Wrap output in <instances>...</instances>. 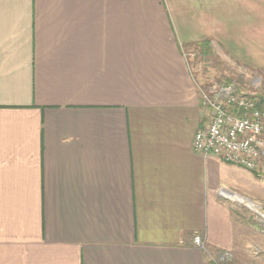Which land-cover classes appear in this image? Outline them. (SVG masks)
<instances>
[{"label":"crops","instance_id":"crops-1","mask_svg":"<svg viewBox=\"0 0 264 264\" xmlns=\"http://www.w3.org/2000/svg\"><path fill=\"white\" fill-rule=\"evenodd\" d=\"M192 44L264 63V0H0V264L242 248L246 174L194 150L212 111Z\"/></svg>","mask_w":264,"mask_h":264},{"label":"rangeland","instance_id":"rangeland-1","mask_svg":"<svg viewBox=\"0 0 264 264\" xmlns=\"http://www.w3.org/2000/svg\"><path fill=\"white\" fill-rule=\"evenodd\" d=\"M200 49L197 44L185 48L188 54H196L189 58L190 64L205 90L209 91L214 87L218 88L235 82L239 93L254 95L261 101L264 100V63L251 64L249 59L245 58L240 60L222 58L215 50L212 51L211 46L202 54ZM239 168L246 174V182L242 183L241 187L246 197L237 193L228 199L227 203L236 211L235 224L240 223L243 226L241 227L244 229L243 235L236 234V237L242 241L240 242L242 248L231 252V258L228 253L223 255L225 259L223 263L264 264V161L255 170H248L241 166ZM240 198L244 201H238ZM248 201L256 204L257 207L254 209L249 207ZM239 229L237 226L238 234ZM244 246H246L245 249H243Z\"/></svg>","mask_w":264,"mask_h":264},{"label":"built area","instance_id":"built-area-1","mask_svg":"<svg viewBox=\"0 0 264 264\" xmlns=\"http://www.w3.org/2000/svg\"><path fill=\"white\" fill-rule=\"evenodd\" d=\"M202 104L212 111L206 128L195 134L194 150L204 157L257 169L264 161V105L261 99L239 93L235 82L202 91ZM204 247L201 236L194 238ZM218 262H214L217 264Z\"/></svg>","mask_w":264,"mask_h":264},{"label":"bare ground","instance_id":"bare-ground-1","mask_svg":"<svg viewBox=\"0 0 264 264\" xmlns=\"http://www.w3.org/2000/svg\"><path fill=\"white\" fill-rule=\"evenodd\" d=\"M238 201L241 202V201H244V199L243 198H240V199H238ZM248 206L251 207V208H253V209L256 208V206L252 202H249V201H248Z\"/></svg>","mask_w":264,"mask_h":264},{"label":"trees","instance_id":"trees-1","mask_svg":"<svg viewBox=\"0 0 264 264\" xmlns=\"http://www.w3.org/2000/svg\"><path fill=\"white\" fill-rule=\"evenodd\" d=\"M263 102H262V104L264 105V100H262Z\"/></svg>","mask_w":264,"mask_h":264}]
</instances>
